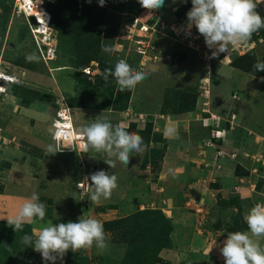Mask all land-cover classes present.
Listing matches in <instances>:
<instances>
[{
    "label": "rangeland",
    "instance_id": "1",
    "mask_svg": "<svg viewBox=\"0 0 264 264\" xmlns=\"http://www.w3.org/2000/svg\"><path fill=\"white\" fill-rule=\"evenodd\" d=\"M33 1L36 2L37 6L41 5V0ZM15 5L14 0H0V15L4 8L8 9L6 25L4 26L0 21V71H4L9 76H14L12 81L16 82V84L24 82L26 89L38 91L45 97L40 100L41 103L32 104L24 100V97L18 95L19 93H14L13 96L12 94L10 96L6 90L5 95L0 98V159L3 158L5 160L3 162L0 161V221H7V219L13 218L23 203L35 192L39 194L40 201L46 205V217L44 221L37 219L33 223H30V232L33 239L38 236L43 227L47 226L48 220H51L53 224L66 223L68 221L76 222L79 217L83 216L84 218L91 217L98 219L103 223L108 237V247L104 250H99L93 245L90 248L80 249L75 252L77 258L73 260L71 258L72 263L70 262L69 264H121V261H130V251L149 256L153 253L149 250V247L147 249L143 245V249L141 247L133 248L130 241L137 240L136 243L139 245L147 242L155 244L153 237L158 224L162 221V217L156 215L155 218H152L142 214L137 217L138 221L135 224L131 220L132 218L127 220V223H123L122 220L138 211L155 210L150 209L156 205L153 202L156 200V194H154L156 188L152 180L153 176H155L154 173H148L149 170L145 172L142 168L140 169L141 171L135 172L133 167L137 170L140 163L144 166L148 162H151L153 172H155L154 164L156 163L155 160L158 159L155 151H157V148L161 150L163 146L159 147L156 145L154 147V145H150L147 150L146 147L150 141L158 140L157 136L150 138L149 132H146L148 128L145 131H141L134 123L127 125L118 123L121 119L123 120L122 115L120 113L113 114L110 110H106L107 108H112V106L118 109L127 107L131 103L133 93L136 94L137 98L140 83L133 90L120 91L115 80L110 76L105 81V85H100L99 89L96 90L86 86L83 79L90 80L91 83L96 84L98 82L96 76L101 74L100 68L102 67L103 60L114 69L116 62L123 59L133 69L144 72L148 70L147 73H149L151 65L157 66L159 64L158 60H160L163 52L166 55L171 54L173 51V43L168 37L174 36L169 31L170 22L183 21L185 15L183 16L182 13L184 14V10L188 6H192L191 1L176 3L173 0H169L165 2L159 11L152 14H148L146 9H144L142 13L146 11L149 16H145V14H143V17L142 14L138 16L141 23L144 22L151 26L156 23V20L160 19L163 26L157 23V27L149 32L147 39L149 45L154 46L156 51L151 50L149 47L146 49L144 56H134L133 38L129 39V42L125 41L127 40L123 34L125 30H120V24L128 21V15H133V13L129 14L131 12L128 10L134 11L141 7L137 3H133L132 0H106L104 7L107 10L116 6L126 8L123 10L126 13H120L114 17L112 12L105 16L104 23H106V27L100 35V53L94 54L99 60L98 62L90 61L82 71H80L81 66L79 63H76L73 46L67 43V40L61 38L53 29H51V32L49 30V35L52 36L53 47L57 56L50 62L42 59L41 53L44 54V50L42 46H39V36L37 37L33 30L36 25L30 18L25 19L23 17L18 19L11 17ZM128 5H132L133 7L127 10ZM174 7L176 9L173 10ZM23 24H26L29 32L25 30L22 33L23 38L19 39V27L24 26ZM178 35L179 46H183L182 48L186 52L188 62H184L183 64L181 62H172V67H166L165 69L158 65V68H155V73H153L154 79L149 78L150 80L142 82L139 98L143 103L144 101L155 100V98L159 99L162 94V91L158 89L161 82H164L166 85H164V88L168 86L171 87L170 89L183 91L182 88L190 86L192 89L196 87L197 90H200L204 84L202 78L207 76L206 73H211L214 76L215 73L218 74L220 72L219 70L222 68V65L215 61H210L208 64L204 58L203 52L206 45L204 43L201 44L203 37L199 36L196 29L191 31V36L186 37L184 31L179 32ZM158 38L161 39L162 45L158 43ZM88 46L96 45L93 40H88ZM147 46V43H144V47L146 48ZM105 48L109 49V51H105ZM242 48H244L243 45L238 47L237 50L239 52L243 51L244 49ZM6 57L9 60L5 59ZM179 66H186L190 70V73L185 75V71L180 69ZM177 68L180 71L175 73ZM164 70L167 72L165 73ZM223 77L226 78V74ZM208 82L211 89L208 109L211 112H213L214 108L219 112L227 109L234 110L230 104L226 108H223L222 103V107L218 105L216 99L220 94L219 92L215 94V90L213 91V82L210 78ZM76 84H78V88H76ZM47 97L51 98L50 101ZM64 98L71 104L78 102L81 107H84L83 110L78 108L70 109L71 119L74 120L72 122H75L76 125L84 127L92 123L91 119L95 120L93 117L95 118L96 115H99L100 118L109 120L114 125L120 124L129 132H134L141 136L143 150L140 153L133 152L131 154L132 157L128 166L116 161L115 166L110 168L109 165L100 159L97 163V170L95 165H93L95 162L93 158L98 161L99 156L104 157V155L98 154L95 157V154H97L95 152L78 154L73 144V153L49 155L47 151L48 146L54 143L51 124H53L56 115V109L52 104L56 102L54 101L56 99L60 106H63L61 101ZM92 107H100V109H93ZM258 108L259 106L253 108L254 115H260ZM170 111L172 110L166 109V112L169 113ZM109 116L112 117L109 119ZM115 116H117L116 119ZM253 116L249 117L247 115L245 118H249L248 122H253L254 126H258V122L254 120L257 116ZM204 125H206L204 122L194 121L189 118L183 124L179 123L175 137H166L164 135V141L167 143L166 145H172L176 141H181L180 144L182 146L187 142L189 143L187 150L190 147L196 150V144L200 139L206 137V135H203ZM216 134L219 133L217 132ZM160 137L162 138V135ZM202 145L206 147L204 143ZM246 147L250 150L254 149L252 148V144H246ZM28 154L33 156V159ZM87 155L91 156L88 157ZM105 158L107 159L106 156ZM246 158L249 161L246 165L251 167L252 160H254L252 158L255 157L251 156L249 159L247 156ZM31 161L35 162V164L31 163ZM235 166L239 165L232 166L230 172L227 174L213 176L212 182H204V184L206 183L204 195L206 201H204V204H199L194 200V196L186 194L185 201L182 202L179 211L174 213L175 219L179 217H181L182 221L185 219L186 226L191 225L190 221L194 214L201 216L196 226L200 231L199 234H203L204 236L201 235V246H199L203 251L200 255L199 253H192V257L188 256L190 264H224L222 256L217 258L215 257L216 254L212 255V252L216 249H212L213 245L216 242L215 245L218 246L222 239H226L228 233L234 232L231 229L233 228L232 225L234 226L235 220L237 228H241L242 232L247 231L244 216L253 207L255 201L258 202V199L262 201V197L256 192L264 190V178L258 177L256 174H250L252 169H248V171L246 170L247 168L245 171L243 168H236V173H232ZM98 170H105L110 175H116L118 186L112 192L110 198H101L98 202H93L90 200L92 190L88 186L86 177H89L91 173ZM133 170L134 174H132ZM260 175L264 176L263 170L260 171ZM237 176H242V178L246 179L248 185L254 181L255 192L249 193L248 197H244L243 193L234 195L231 182L233 184ZM135 177H138V180L143 178V187L127 186L129 185V178L134 179ZM229 182L230 187H227L223 192L222 189H224L225 185L228 186ZM89 184H91L90 180ZM201 190L202 188H199V191ZM235 198H239V207L232 204V202H235ZM129 205H131V208L126 209ZM159 205L161 204L159 203ZM199 209L202 210L201 214L197 211ZM161 213L164 218H169L165 211H161ZM202 216H204V223H202ZM148 220L149 223L145 224ZM117 222H121L119 226ZM5 230L3 233L8 238L9 243L4 244L1 242L0 244V264H44L38 252L21 243V232H11L9 226L5 227ZM172 233L175 234L173 229L170 240L171 248L163 249L161 252L173 249L172 239L174 236L172 237ZM124 237L127 239L126 243H124ZM161 252L157 256L159 260H155L151 264H170L161 257ZM180 253H183V251H178V260L183 262ZM67 254L62 261L58 260L57 264H65Z\"/></svg>",
    "mask_w": 264,
    "mask_h": 264
},
{
    "label": "crops",
    "instance_id": "2",
    "mask_svg": "<svg viewBox=\"0 0 264 264\" xmlns=\"http://www.w3.org/2000/svg\"><path fill=\"white\" fill-rule=\"evenodd\" d=\"M166 1L169 0H165V2ZM173 2L179 3L180 0H173ZM256 3L257 11L261 14V16H264V0H256ZM174 9L176 8L174 7L173 10ZM146 11L148 12V10ZM146 11L142 13V17L143 14H145V16L149 14H147ZM180 22L172 21L170 24L177 25ZM168 37L173 43V51L171 54L166 55H164L163 52L160 60H158L159 67L164 69L166 67H172V62H181V64L188 62V57L185 54L186 52L184 48H182L183 46H179V38L176 36ZM160 40L161 39L158 38V43L161 44ZM202 43L205 45L204 39L203 42L201 41V44ZM243 46V51L239 52L237 48L229 47L227 52H225L223 55L220 53L215 58H209L211 56V51L207 47L205 48L203 54L207 63L209 64L210 61H215L222 65V68H220V72L218 74L215 73L214 76H212L211 73H206L207 76L202 78L204 84L200 90H197L196 87L192 89L190 86H185L182 88V90H192L196 95L194 108L190 111H173L178 104L177 96L178 92L181 90L170 89L171 87L168 86L167 88H164V82H161L158 87L159 91H162L159 99L155 98V100L144 101V103L140 100L139 92L142 87V82L150 80L149 78L154 79L153 73H155V68H158V65H151V67H149L150 70L148 76L139 84L140 88H138L139 91L137 98L136 94L133 93L131 103L127 105L125 110L119 112L110 110L113 114L120 113V115H122L123 120L121 119L118 121V123H123L126 125L129 123H134L141 131H144L146 128H148L147 130L150 134V138H153L154 136L158 137L157 141L149 142V145L146 147L147 150L149 149L150 145H154V147L156 145L159 147L163 146L161 150L157 148V151H155L158 156V159L155 160L156 163L154 164L155 172H153V165L151 162H148L144 166L140 163V166L138 167L139 170H136V168L133 166L132 167L134 168L135 172L141 171L140 169L142 168L145 170V172L149 170L148 173L152 172L155 175L153 176L152 180L156 188V192L154 193L156 194V200L153 201L156 205L154 208L150 209H157L162 212L165 211L168 215L167 217H169L168 219H171L173 224V231L175 233H172V237L174 236L172 239L173 249L163 251L160 254L161 257L167 260L170 264H190V258H188V256L192 257V253H199L200 255L203 251V249L199 248V246H201V235L203 236V234H199L200 231L196 226V224H198V219L201 218V216L197 214L192 216L190 214L193 217V220L191 219V225L189 226H186L185 219L182 221L181 217L178 219H175L174 217V213L179 211L180 206H182V202L185 201L186 194L194 196V200L199 204H204V201H206L204 198L206 183L204 184V182H212L211 180L213 176L215 177L219 174L229 173L231 167L237 164L239 166H235L232 173H236V168H243L244 171L247 168L246 170L252 169L250 174H256L258 177L264 178V176L260 175V171H264V79H262L264 77L244 74L230 66V62L233 58L236 56H242L249 50L254 51L256 61H263L264 39L261 35V31L259 30L258 32L254 33L249 43ZM245 47L247 48L246 50ZM158 50L160 49L158 48ZM179 68L185 71V75L190 73V70L186 66H179ZM178 71L180 70L177 68L175 73ZM166 72L167 71H165V73ZM224 74H226V78L223 77ZM209 78L213 82V91L215 90V94L216 92H219L220 94L217 99L215 98L218 101V105L222 107L223 104V108H226L228 104H230L234 110L227 109L219 112L214 108L213 112H211L208 109V103L210 102L209 93L211 90L209 82L207 83ZM155 80L157 79L155 78ZM170 81L173 82L172 80ZM256 106H259L258 112L260 115L258 116L254 115L253 111V108ZM166 109H170L172 111L168 113L166 112ZM154 112H156V114H154ZM247 115H249V117L253 115V117L257 116L254 118V120L257 121L259 125L254 126L253 122H248L249 118H245ZM98 116L99 115H96L95 118L93 116L92 117L93 119H96ZM111 117L109 116V119ZM116 118L117 116H115V119ZM189 118L194 121L204 122L206 124L203 126V135H206V137L200 139V141L198 140L199 142L196 144V150H194L192 147L187 150V145L189 144L187 142L184 146L180 144L181 141H176L172 145H166L167 143L163 138L166 127L169 125H174L178 131L179 123L183 124L185 120H188ZM72 121L74 120L72 119ZM91 121L93 122L92 119ZM73 126L79 130L82 128L81 126L76 125L75 122H73ZM217 132L219 134L215 135ZM160 135H162V138ZM202 143H204L206 147H204ZM246 144H252V148L254 149L250 150L246 147ZM184 149H186V151H184ZM30 154L28 155L31 157V159H33V156H31L32 154ZM98 154H102L104 157L99 156L98 161L93 158L95 161L93 165H95L96 170L98 169L97 163L100 161V159L102 162H104V159H106V155L104 153H97L95 154V157ZM87 156L89 157L91 155ZM247 156L248 158L251 156L255 157L252 158L254 160H252L253 163L251 167L246 165V163L249 162L246 158ZM34 159L36 158L34 157ZM0 161L3 162L5 160L2 158ZM39 161L42 162L41 160ZM31 163L33 162L31 161ZM12 164L14 165V163ZM33 164H35V162ZM95 168L93 169L95 170ZM134 170L132 174L135 173ZM142 180L143 178L138 180V177H135L134 179L129 178V185L127 186L143 187L144 183ZM246 182V179L242 178V176H237L233 184L231 182L233 194L239 195L243 193L244 197H248L247 195H249V193L255 192V182L253 181L249 185ZM229 184L230 182L228 183V186L225 185L224 189H222L223 192L227 187H230ZM199 188H202V190L199 191ZM256 193L262 197V201L258 199V202L255 201L253 206L258 203L264 204V190ZM159 203L161 205H159ZM129 208H131V205L126 207V209ZM197 211L200 213L202 210L199 209ZM202 219V223H204V216H202ZM224 240L225 239H222L218 246H213V250L216 248L214 252H212L213 256L214 254L217 255H215L217 258L221 256L219 247L222 246ZM261 244L264 246V240L261 241ZM178 251H183V253H180L183 262L178 260ZM204 256L206 257V255Z\"/></svg>",
    "mask_w": 264,
    "mask_h": 264
},
{
    "label": "clouds",
    "instance_id": "3",
    "mask_svg": "<svg viewBox=\"0 0 264 264\" xmlns=\"http://www.w3.org/2000/svg\"><path fill=\"white\" fill-rule=\"evenodd\" d=\"M87 2L91 3V0ZM180 2L187 3L188 0H180ZM105 3L106 0H98L101 7L105 6ZM138 3L152 14L164 6L165 0H138ZM191 5V9L186 13L187 22L181 28L187 37L191 36V29L195 27L199 36L203 37L206 47L211 51L209 58L227 52L229 47L238 48L247 45L254 33L264 29V16L257 11L256 0H191ZM104 50L109 51L107 48ZM253 68L256 72L264 71V61H257ZM109 76L113 77L120 91H125L135 89L146 79L148 73L133 69L121 59L116 62L114 69L104 70L105 81ZM80 132L86 139L85 153H104L107 157L104 162L110 168L115 166L116 161L128 166L131 154L143 150L141 136L129 132L120 124L114 125L100 116L82 127ZM62 135L59 130L53 133L54 143L47 149L49 155L63 152L69 147L74 150L71 146L61 145ZM164 135L175 137L176 127L167 126ZM86 178L92 190L90 200L93 202H98L101 198H110L118 186L117 176L110 175L105 170L95 171ZM45 217L46 205L40 201L39 194L34 192L23 203L18 213L13 218L7 219V223L17 232L22 231L26 223H33L37 219L44 221ZM244 220L247 231L228 233L222 246L219 247L224 264H264V246L261 244L264 240V204L258 203L251 207ZM107 241L103 223L98 219L83 216L76 222L53 224L48 220L47 226L40 230L35 239L28 234L21 239L23 245L33 248L41 255L44 264H57V261H62L69 251L75 253L93 245L99 250H104L108 247Z\"/></svg>",
    "mask_w": 264,
    "mask_h": 264
},
{
    "label": "trees",
    "instance_id": "4",
    "mask_svg": "<svg viewBox=\"0 0 264 264\" xmlns=\"http://www.w3.org/2000/svg\"><path fill=\"white\" fill-rule=\"evenodd\" d=\"M133 3H138V0H132ZM43 5L45 10L50 14V28L53 29L57 34L63 38L64 40H67L66 42L71 44L74 48L75 55H76V63L81 66L80 71L84 70L86 65L90 61H96L98 62L99 58H97L94 54L95 53H100L99 50V44H100V35L103 32L104 28L106 27L105 22V16L109 13L114 15L116 17L118 14L126 13V11H123L126 8H120L113 6V8H109L108 10L103 6H99L98 0H91V3H88L87 0H51V1H43ZM132 5L127 6V10L129 8H132ZM188 6L184 10V14L182 15L186 17V10L189 8ZM7 8H4L3 11L1 12L0 15V21L4 24V26L7 23V18H8V13H7ZM144 8H139L137 10H128L133 15H128L127 17L128 21L130 22L132 16H140L143 12ZM111 11V12H109ZM183 12V11H182ZM181 15V14H179ZM24 26L19 27V39H22V33L27 30L29 32L28 27L26 24H23ZM261 35L264 39V30L261 29ZM171 35L172 32H171ZM254 35V34H253ZM173 37V36H172ZM88 40H93L96 46H88ZM0 46H1V40H0ZM95 49V50H94ZM97 54V55H98ZM57 56V55H56ZM176 56V54H175ZM9 60L7 57L5 58ZM264 61V58H263ZM256 57L255 53L253 50H249L242 56H236L235 58L232 59L230 62V66L234 69H237L241 71L244 74H248L251 76H257V77H264V71H259L256 72L253 68V65L256 63ZM102 67L101 69V74L99 76H96L97 78V83L93 84L91 83L90 80H84V83H86V86H89L90 88H94L96 90L99 89L100 85H105V79L103 78V73L106 68H111L109 66V63L102 61ZM23 67V66H22ZM25 69H28L26 67H23ZM30 70V69H28ZM110 77V76H109ZM78 84H76V88H78ZM10 90H8V94L11 96L14 95V93H19L18 95L24 97V100H27L31 102L32 104L40 102L42 98L45 96L43 94H40L38 91H32L31 89H26L24 82L19 83V84H11L10 85ZM80 89V88H79ZM13 92V93H12ZM180 94V95H179ZM195 98L196 95L193 93L192 90H183L178 92L177 96V101L178 104L176 106V109L174 110L175 112L178 111H190L194 108L195 105ZM47 99L50 101V97H47ZM67 106L70 109H83L84 107H81L78 102H75L74 104H71L69 101H66V98H64ZM55 101V100H54ZM68 102V103H67ZM41 103V102H40ZM55 109L57 106L53 102L52 104ZM187 106V107H185ZM91 108V107H90ZM93 109H100V107H92ZM127 107H123L122 109H118L117 107L112 108H107L106 110H112V111H123ZM178 108V109H177ZM87 109V108H86ZM145 131V130H144ZM148 132V130L146 131ZM154 138V137H153ZM68 154V153H67ZM145 164V163H144ZM234 199V198H231ZM238 201V202H237ZM233 205H238L239 207V198H235V202H232ZM144 214L147 217H152L155 218L156 215H159V217H162V221L158 224L156 228V233L154 234L153 244H149L150 242L147 243H141L140 245L137 244V240L130 241L133 248H142L143 245L149 250H151L153 253L150 254L149 256L143 253H138L134 251H130V261H121V264H151L155 262V260H159L157 258L158 253L161 252L163 249H170V240H171V232H172V223L170 219L164 218L160 210H144V211H138L135 214H132L130 216H127L125 220H122L123 223H127V220L132 218L131 220L134 222V224L138 221L137 217ZM119 221V220H118ZM7 221H0V244L1 242L6 244L9 243V240L7 237H5L4 233L5 227L9 226L8 223H5ZM118 226L120 225L121 222H117ZM149 223L146 222L145 224ZM10 227V226H9ZM233 227V228H232ZM231 231H242L241 228H237L236 226V220L234 223V226L232 225ZM5 230V231H4ZM11 232H15L13 228L10 227ZM30 223H26L23 226V230L19 231L21 232L22 237L25 234L31 235L32 233ZM18 232V231H17ZM4 238V239H3ZM127 242L126 237H124V243ZM8 246V245H7ZM133 254V255H132ZM77 258L76 253H73L71 251L68 252L67 258L65 260V264H69L70 262L72 263V260Z\"/></svg>",
    "mask_w": 264,
    "mask_h": 264
},
{
    "label": "built area",
    "instance_id": "5",
    "mask_svg": "<svg viewBox=\"0 0 264 264\" xmlns=\"http://www.w3.org/2000/svg\"><path fill=\"white\" fill-rule=\"evenodd\" d=\"M16 5L13 8V11L11 13V17L13 18H23L25 19H32L33 23H35L36 27H39L41 29L40 34H36L37 37L39 36V46H42L44 50V54L41 53L42 59H45V61H53L56 58V52L53 47V39L52 36L49 35L51 32L50 28V14L45 10L43 1L41 0V5L38 7L36 5V2L31 0V2L28 4L26 0H14ZM17 1V2H16ZM45 1H51V0H45ZM40 10V15L45 19V22H41L36 14L30 15L28 11L30 10ZM191 9L188 8L185 13H187ZM32 12V11H31ZM187 22V17L177 25H171L169 31L173 33L174 36L179 38L178 33L183 32V29L181 28L182 25H185ZM159 24L160 26H163V23H161L160 19L157 21L154 25H147L144 22H140L138 17L132 16L130 22L126 23H121L120 24V30L124 31L123 34L126 36L125 41L129 42V39L133 38V43H134V56H144L146 53V49L150 47L151 50H155L156 48L154 46H150L148 42V37H149V32L152 31L155 27H157L156 24ZM195 27L191 29L194 30ZM47 30H50L49 33H47ZM31 31H33L31 29ZM45 38V39H44ZM136 38V40H134ZM144 43H147V47H144ZM39 48V47H38ZM40 49V48H39ZM244 49V48H242ZM14 76H9L7 75L4 71H0V98L3 97L6 93H8V90L10 88L11 84H16V82H13L12 79ZM56 102L55 105L57 106L56 108V115L53 121V131H61L63 135L60 138V143L63 146H71L72 144L74 145L75 151L79 153H84L85 152V145H86V139L82 136L80 130L78 128H75L73 126V122L71 119L70 115V108L67 106L66 102L64 99H62L61 103L63 106H60V104ZM59 124V125H58ZM59 127H56V126ZM71 135V136H70ZM73 149L66 148L63 152L59 153H73Z\"/></svg>",
    "mask_w": 264,
    "mask_h": 264
},
{
    "label": "bare ground",
    "instance_id": "6",
    "mask_svg": "<svg viewBox=\"0 0 264 264\" xmlns=\"http://www.w3.org/2000/svg\"><path fill=\"white\" fill-rule=\"evenodd\" d=\"M26 2L29 4L30 2H31V0H26ZM32 11V12H31ZM40 10L38 9V10H30V11H28V13L30 14V15H33V14H36V16H37V18L41 21V22H45V19L40 15V12H39ZM34 33L35 34H40L41 33V29L39 28V27H34ZM47 33H49V30H47ZM34 34V35H35ZM59 125V124H58ZM51 127L53 128V125L51 124ZM53 133H54V131L52 130V135H53ZM71 136V135H70Z\"/></svg>",
    "mask_w": 264,
    "mask_h": 264
}]
</instances>
